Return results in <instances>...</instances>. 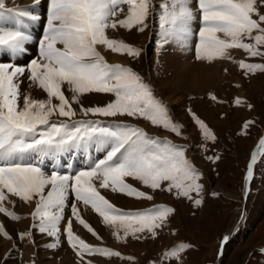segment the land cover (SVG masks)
<instances>
[{"label":"snow or ice","instance_id":"1","mask_svg":"<svg viewBox=\"0 0 264 264\" xmlns=\"http://www.w3.org/2000/svg\"><path fill=\"white\" fill-rule=\"evenodd\" d=\"M0 0V215L18 222L17 200L31 209L27 229L10 232L0 221V239L14 242V247L0 257L8 264L20 243L30 244L35 252L23 264H40L41 241L51 259L65 244L78 264H110L112 258L140 264L137 258L125 257L118 250L103 246V237L85 217L91 209L115 239L125 246L129 242H154L171 234L174 206L154 204L144 210H126L117 206L104 193L117 194L135 201H154L157 194L173 199H186L196 208L203 205L205 194L219 196L203 183V171L190 155V144H178L151 134L145 127L129 122L143 120L151 127L165 130L177 138L191 140L186 125L175 118L167 103L155 93L151 81L131 66L111 64L101 49L137 58L142 49L123 38H112L109 30L137 31L149 28V18L157 15L155 42L159 49L189 47V38L197 60H232L231 50H242L259 62H238L247 76L264 74V0H48L46 26L37 41L38 55L26 65L20 58L29 51L33 36L27 21H38L33 8L6 7ZM40 0H34V7ZM15 21L6 26L5 18ZM196 28H193V25ZM227 72V69H225ZM239 87V85H235ZM43 98H36L34 90ZM92 94L112 97L104 105L87 98ZM218 101L215 94L209 97ZM223 102V101H221ZM233 109L243 107L252 112L255 106L238 96ZM191 112V119L205 142L214 147L211 155L202 156L217 163L222 156L215 147L219 137L214 130ZM81 115L84 118H77ZM97 117L88 119L87 117ZM124 118L108 123L98 119ZM63 118V119H61ZM264 127L258 117L245 118L236 130L237 137H249L252 129ZM91 143L103 145L104 155L86 169L71 174L49 173L41 165L26 160V154L49 155ZM257 166L264 167V133L250 154L245 167V181L255 179ZM103 190V191H102ZM249 188H245V193ZM11 205V208L9 207ZM86 231L99 244L88 242L78 234ZM37 236L41 241L37 240ZM230 234L221 238L217 256ZM195 249L190 242H173L145 253L144 264H187V255ZM246 264H264V246L248 253Z\"/></svg>","mask_w":264,"mask_h":264},{"label":"rangeland","instance_id":"2","mask_svg":"<svg viewBox=\"0 0 264 264\" xmlns=\"http://www.w3.org/2000/svg\"><path fill=\"white\" fill-rule=\"evenodd\" d=\"M157 2L158 0H153L154 4H157ZM156 21V16H151L149 28L144 33L133 30L122 36L126 42L131 44L134 42L133 46L140 48V44H142L145 49L144 56L141 55L139 57L140 61L137 58L125 56L129 63L131 61L132 64H137L138 66L141 64L144 70L151 64L146 72H141L142 74L149 72L152 65L155 67L156 73L155 75L151 74L152 78L149 80L154 85L156 95L162 97L169 107H173V112H175L179 121H182L187 126V135L191 137L190 141L177 137H173V139L180 144L192 145L189 154L195 157L196 165L203 171L202 179L205 187L210 191L218 192L219 196L211 197L206 193L203 205L196 208L186 199L176 200L169 195L157 194L154 201L149 202L135 201L123 196L119 198V195L115 194L118 199L116 205L124 209L152 206L158 203H167L175 208V214L171 218V225L177 231L175 237L169 233L159 241H132L127 246L115 239L94 212L89 209L85 212L86 214L89 213L94 219L92 221L88 217L89 221L103 237V246L118 250L125 257L137 258L140 264H144L147 259L144 255L145 253L152 254L158 248L173 242L187 241L195 245V249L187 255V264H214L217 260H220V262L215 264H246L248 253L255 248L264 246V167L257 166L255 179L249 186L248 196L244 194L246 162L264 127L258 125L253 128L251 136L246 138L237 137L236 130L240 128L241 122L245 118L256 116L264 120V74L257 73L246 77L239 69L238 62L241 59L246 62H259V58H249L243 51L238 52L233 54L234 56L232 55L231 62L226 61L221 66L217 80L201 85L195 90L177 88L173 86L176 77L169 76L168 78L162 75L160 66L161 60L164 59V61L168 62L169 57L171 58L179 52V47L170 46L160 50L158 54L153 53L157 51L154 46L156 42L152 45L151 41L155 39L154 34L159 31L154 26ZM142 41L143 43H141ZM101 51L105 57L109 58L106 50L101 49ZM175 61V63L171 64V72L175 68L174 66H178L180 63H178L179 60ZM178 68L180 69L181 67L179 66ZM225 69H227V72H225ZM144 77H147V75ZM162 77L164 83L162 82ZM237 83L240 84L239 87L235 86ZM211 94H215L218 97V101L210 100ZM234 96H240V98L251 102L255 106V110L249 112L243 107L233 109L231 102ZM35 97L40 98V96ZM109 100L110 96L105 95L101 105H104ZM185 104L189 106L192 112L197 113L219 137V143L215 145L218 149L217 154L221 155L222 153V159L219 162L210 163L202 158L204 155L212 154L211 149H213L214 145L212 142H207L210 150L202 153L200 145L205 142L202 140V135L198 132L197 126L194 125L193 120L190 118L191 113L185 115L187 113V110L184 111ZM175 110H177L178 114ZM164 135L169 134L165 133ZM106 194L109 195L110 193ZM119 202H122V204ZM235 223H238L237 232L223 247V255L218 257L217 251L221 238L232 230V226ZM37 237L40 238L39 236ZM91 238L94 243H101L95 238ZM16 243L20 244L19 241H16ZM5 244L6 246L0 243V257L4 256L13 247L12 241H6ZM23 244L20 245L19 252L11 253L8 258V264H23L24 260L28 261L34 255V247L30 245V248L24 249ZM67 249L62 247L58 253H55L56 259L59 258L58 260L62 261L60 263V261L50 258L53 255L51 251L46 252L44 247H40L38 254L40 264H77V261L72 258L71 251ZM50 261L51 263H49ZM102 264H105V262L102 261ZM110 264H127V261L112 258Z\"/></svg>","mask_w":264,"mask_h":264},{"label":"bare ground","instance_id":"3","mask_svg":"<svg viewBox=\"0 0 264 264\" xmlns=\"http://www.w3.org/2000/svg\"><path fill=\"white\" fill-rule=\"evenodd\" d=\"M148 23H150V18H149ZM150 32H149V34H150ZM126 33H128V31H126V30H119L118 32H113L112 30H109V32H108L109 36L112 37V38H122V36H124V34H126ZM143 41L141 43H143ZM194 42L193 41L189 42V47L188 48L179 47V52L178 53L176 52L177 54H174L171 58L169 57V59H168L169 61L168 62L164 61V59H162V57H161L162 63L160 61V63H161L160 69L162 70L161 74L167 76L168 78H169V76L176 77L173 86H175L177 88H181L183 90L184 89L185 90L186 89L195 90V88H197V87H199L201 85H204V84L206 85L208 82L211 83V82L217 80L218 77H219V70H220L221 66L226 62V61L220 60V59H217V60H214V61L197 60L195 58V56H194V52L192 53L190 51L192 49V45H194ZM144 43H145V41H144ZM140 45H141L140 48L142 49V55L144 56L145 49L143 48L142 44H140ZM241 51L242 50H231V55L237 54L238 52H241ZM106 54L109 56V58L106 57L107 61H109V62L113 61V62H119V63H122V64L129 63V60L126 58L125 55H119V54H114V53H110V52H107ZM167 57H168V55H167ZM175 60H177V61L179 60L178 63L179 62L180 63H179L178 66L177 65L176 66L173 65L175 68L172 66L174 69H172L173 71L171 72L170 71L171 70V64H173V62ZM179 66L181 67L180 69L178 68ZM161 79H162V82H163L164 81L163 77ZM170 80H171V78L169 79V82H170ZM172 81H173V79H172ZM172 81H171V83H172ZM200 89H201V87H200ZM33 94H34V96H40V98H43V96H44L42 91H40L38 89L34 90ZM104 98H105L104 94H92L87 99L89 101L93 102L96 105H101V101H102V99L104 101ZM173 114L175 115V112H173ZM116 196L117 195L110 193L108 195V198L110 200H112V202H114L116 204V202L118 201ZM120 197L121 196L119 195V198ZM120 204H122V202ZM17 209L24 211V210H28L29 208L27 206H23L19 201H17ZM87 216L90 217L92 221H94V219L92 218V216L89 213H87ZM0 221H3L6 224L7 229L10 232H16V231H19V230L27 229L29 227V224H30L29 220H20L18 222H9L8 220H3V216L2 215H0ZM82 233H84V232H82ZM6 241H7L6 239H0V243L2 245H4V246H6V244H5ZM20 244H22V243H20ZM30 247H31L30 244H23V248L24 249L25 248L28 249ZM63 247H66V246H63ZM60 257H62V256H60ZM58 259H56V260L59 262L60 260H58ZM61 262L62 261H60V263ZM49 263H51V261Z\"/></svg>","mask_w":264,"mask_h":264}]
</instances>
